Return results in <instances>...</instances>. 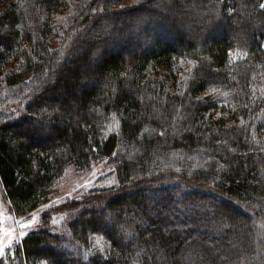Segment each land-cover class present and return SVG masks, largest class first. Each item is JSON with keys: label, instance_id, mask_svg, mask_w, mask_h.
<instances>
[{"label": "trees", "instance_id": "trees-1", "mask_svg": "<svg viewBox=\"0 0 264 264\" xmlns=\"http://www.w3.org/2000/svg\"><path fill=\"white\" fill-rule=\"evenodd\" d=\"M261 4L0 0L13 212L69 167L117 180L66 206L69 237L44 222L0 264H264Z\"/></svg>", "mask_w": 264, "mask_h": 264}, {"label": "rangeland", "instance_id": "rangeland-1", "mask_svg": "<svg viewBox=\"0 0 264 264\" xmlns=\"http://www.w3.org/2000/svg\"><path fill=\"white\" fill-rule=\"evenodd\" d=\"M56 19L57 22H61L64 16L58 15ZM116 183L115 173L102 162H97L87 171H78L74 167H69L63 176L55 182L49 200L30 214L22 217L16 216L13 212L0 183V221L5 227L14 228L16 231L12 245L7 250L6 255L0 258L7 259L8 255H12L13 249L30 232L41 227L44 222H47L55 233L69 237L65 226L68 215L66 206L91 189L112 187ZM32 217L36 218L35 221L29 227L22 229L20 225ZM20 231H24L26 234L20 236Z\"/></svg>", "mask_w": 264, "mask_h": 264}, {"label": "snow or ice", "instance_id": "snow-or-ice-1", "mask_svg": "<svg viewBox=\"0 0 264 264\" xmlns=\"http://www.w3.org/2000/svg\"><path fill=\"white\" fill-rule=\"evenodd\" d=\"M260 7L264 8V4H261ZM35 217L29 219L26 223L20 225V227L27 228L29 227L34 221ZM26 233L24 231H20L19 235L24 236ZM16 236V231L14 228L5 227L3 222L0 221V257H4L7 253V250L13 243V239Z\"/></svg>", "mask_w": 264, "mask_h": 264}]
</instances>
